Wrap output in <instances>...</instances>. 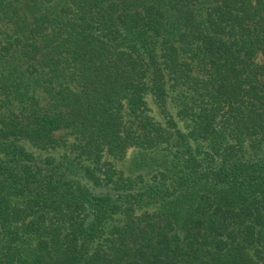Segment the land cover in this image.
<instances>
[{
	"label": "trees",
	"instance_id": "1",
	"mask_svg": "<svg viewBox=\"0 0 264 264\" xmlns=\"http://www.w3.org/2000/svg\"><path fill=\"white\" fill-rule=\"evenodd\" d=\"M0 264H264V0H0Z\"/></svg>",
	"mask_w": 264,
	"mask_h": 264
},
{
	"label": "rangeland",
	"instance_id": "2",
	"mask_svg": "<svg viewBox=\"0 0 264 264\" xmlns=\"http://www.w3.org/2000/svg\"><path fill=\"white\" fill-rule=\"evenodd\" d=\"M259 60V59H257ZM153 115H155L153 113ZM62 135V133H57L55 136L58 138ZM68 141H72V137L66 136ZM62 151V149H58L57 152ZM140 152L136 150H131L128 152L127 156L125 159L121 161L115 162V167L121 171L125 176H135L137 174H144L146 170L139 168L140 166L138 165L139 161H143V159H148L151 157V154L146 157H143L142 155L139 154Z\"/></svg>",
	"mask_w": 264,
	"mask_h": 264
}]
</instances>
